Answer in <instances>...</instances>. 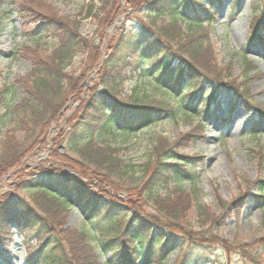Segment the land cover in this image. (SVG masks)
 I'll return each mask as SVG.
<instances>
[{
    "label": "rangeland",
    "instance_id": "374dc122",
    "mask_svg": "<svg viewBox=\"0 0 264 264\" xmlns=\"http://www.w3.org/2000/svg\"><path fill=\"white\" fill-rule=\"evenodd\" d=\"M139 1L0 0V91L12 87V105L25 95V89L31 88V77L27 75L32 61L38 58L50 63V58L55 57L50 54L56 49L57 37L73 34L77 26V34L84 43L64 72L66 91L52 92L45 100L51 106L56 102L65 104L47 128L46 142L23 169L0 174V204L11 196L28 199L58 230L64 231L63 236L69 241L82 226L81 215L75 209L57 212L46 195L26 191L20 182L29 178L37 166L51 164L54 157L49 152L53 147L61 156L72 155L66 150L68 135L62 140L70 128L67 120L81 112L80 100L88 98L90 90L98 86L99 70L111 37L137 21L147 20ZM212 10L213 22L204 26L213 44L215 67L227 70L238 90L246 91L245 95L237 99L235 93L222 88L207 102L206 112L201 103L194 106L196 115L166 111L158 121L137 133H109L96 136L95 140L117 148L121 162L134 166L135 174L140 173V165L155 156L153 149L157 147H166L168 154H172V161L165 160L171 163V171L193 174L194 185L171 182L159 193L162 199L168 192L178 191L188 200L185 203L177 199L173 203L179 215L171 228L182 238L177 236L179 239L163 264H175L178 260H184V264H264V0H221ZM49 19L57 24L54 32L42 28ZM163 19L159 23L168 25L170 19ZM254 24L256 37L252 38ZM137 74L120 81V97L135 92L155 104H176L153 81ZM210 91L211 87L206 85L202 92ZM47 112L48 108L44 113ZM30 128L28 114L19 120L0 119V168ZM252 130L260 133L254 140L249 139ZM171 180L176 179L171 176ZM119 196L128 201L126 193ZM130 202L132 206L140 204L148 213L156 210L152 209L151 200L131 197ZM173 204L169 200L168 207L174 208ZM159 219L168 222L167 216L159 215ZM202 234L209 237V242L202 239ZM89 244L97 249L94 242ZM37 245L35 239L10 228L3 231L0 264H29V252ZM105 258L106 255L100 257L99 264H106Z\"/></svg>",
    "mask_w": 264,
    "mask_h": 264
},
{
    "label": "trees",
    "instance_id": "16d2710c",
    "mask_svg": "<svg viewBox=\"0 0 264 264\" xmlns=\"http://www.w3.org/2000/svg\"><path fill=\"white\" fill-rule=\"evenodd\" d=\"M204 2L140 0L138 6H143L147 20L137 21L108 41L98 86L90 90L88 98L80 100L81 112L67 120L70 128L62 140L68 135L66 150L72 155L61 156L53 147L49 152L54 157L51 164L37 166L29 178L20 182L24 190L46 195L52 209L59 213L75 209L82 217V226L73 232L74 237L69 241L63 236L64 231L58 230L28 199H12L11 196L0 204V234L10 228L38 241L29 252V264H99L100 257L105 255L106 264H163L178 237L182 238L171 228L179 215L173 203L177 199L188 203L187 198L182 192L167 191L168 195L160 199L159 193L171 182L194 185L193 174L187 175L178 169L171 171V163L165 160L173 158L166 147L153 149L155 158L149 157L139 166L140 173L135 174L134 166L121 162L117 148L99 143L95 137L137 133L158 121L166 111L196 115L194 106L199 103L206 112L207 102L216 95L213 92L222 88L235 93L237 99L245 95L246 91L238 90L227 70L215 67L213 44L204 23L208 26L213 22L210 14L220 1ZM163 18L170 19L168 25L159 23ZM56 25L49 19L42 28L54 32ZM74 29L73 34L57 37L56 49L50 54L55 57L50 58V63L38 58L32 61L27 75L31 77V88L25 89V95L17 103L12 105V87L0 91V119L19 120L28 114L31 124L30 132L13 147L0 174L23 169L27 160L46 142V131L55 114L65 109L64 103L56 102L51 106L45 100L52 92L66 91L64 72L84 44L77 34V26ZM255 29L256 24L251 28L252 38L256 37ZM134 73L153 81L175 99L176 104L168 101L155 104L135 92L126 98L120 97L117 92L120 81ZM206 84L211 86V91L203 93ZM46 108L47 114L44 113ZM257 136L260 133L253 131L249 137L254 140ZM171 176L176 180H171ZM121 193H126L128 201L119 196ZM131 197L151 200L152 209L156 210L148 213L140 204L132 206ZM169 200L174 208L168 207ZM159 215L167 216L168 222H162ZM206 237L203 235L202 239L209 242ZM89 242H94L97 249ZM175 264H184V260Z\"/></svg>",
    "mask_w": 264,
    "mask_h": 264
}]
</instances>
